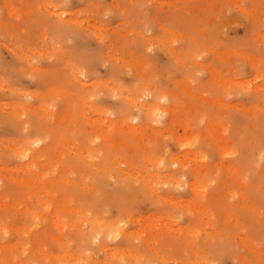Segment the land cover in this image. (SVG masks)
Returning a JSON list of instances; mask_svg holds the SVG:
<instances>
[{
  "label": "rangeland",
  "instance_id": "rangeland-1",
  "mask_svg": "<svg viewBox=\"0 0 264 264\" xmlns=\"http://www.w3.org/2000/svg\"><path fill=\"white\" fill-rule=\"evenodd\" d=\"M50 21L59 30L50 31ZM261 22L264 0H0L2 263L264 264ZM79 52L93 62L77 64ZM210 122L220 124L228 150ZM37 147L36 168L53 159L66 164L70 178L51 186L66 208L83 206L79 225L76 214L62 212L69 226L56 228L52 211L21 181ZM196 202L206 203L210 219ZM86 217L113 222L119 238L94 242L98 225Z\"/></svg>",
  "mask_w": 264,
  "mask_h": 264
},
{
  "label": "bare ground",
  "instance_id": "bare-ground-1",
  "mask_svg": "<svg viewBox=\"0 0 264 264\" xmlns=\"http://www.w3.org/2000/svg\"><path fill=\"white\" fill-rule=\"evenodd\" d=\"M46 4V3H45ZM15 9H13L12 11H14ZM54 13V12H53ZM55 14V13H54ZM56 15H58V16H60V17H62L63 18V16H66L65 15V13H57ZM73 18V17H72ZM68 20V19H67ZM77 22V21H76ZM21 51V50H20ZM256 60V59H255ZM34 67V66H33ZM35 69V68H34ZM39 69V68H38ZM73 70H74V73H75V68H73ZM143 70V69H142ZM141 72V71H140ZM76 73H78V72H76ZM80 75V74H79ZM5 84V83H4ZM149 86V85H148ZM185 86V85H184ZM249 89V88H248ZM188 92V91H187ZM37 94V93H36ZM60 94V93H59ZM61 94H63V92H61ZM39 95V94H38ZM36 100V99H35ZM147 100V99H146ZM148 100H150V99H148ZM83 101V100H82ZM138 101V100H137ZM155 101V100H154ZM87 102V101H86ZM147 102V101H146ZM18 103V102H17ZM91 103V102H90ZM134 103H135V101H134ZM139 103V102H138ZM145 103V102H144ZM148 103V102H147ZM158 103H160L159 101L157 102V104L156 105H158ZM24 104V103H23ZM150 104V102L148 103V105ZM33 105V104H32ZM45 105V104H44ZM95 106V105H94ZM140 106V105H139ZM145 106V105H144ZM143 106V107H144ZM150 106V108L149 107H146V108H149V109H151V108H154V107H156V106H153V107H151L152 105H149ZM12 107V106H11ZM15 107V106H14ZM13 107V108H14ZM28 107V106H27ZM35 106H33L32 108H34ZM43 107V106H42ZM41 107V108H42ZM141 107V109L143 108L142 106H140ZM29 109V108H28ZM36 109H39V108H36ZM92 109V108H91ZM96 110H99L98 108H95ZM154 109H156V108H154ZM147 110V109H146ZM30 111V110H29ZM156 111V110H155ZM100 112V111H99ZM14 114V113H13ZM83 114V113H82ZM81 114V115H82ZM15 115V114H14ZM80 115V114H79ZM84 116V115H83ZM127 116V115H126ZM175 118H176V120H178L179 121V119L178 118H180L179 117V115H177V112H175ZM101 118V117H100ZM124 118V117H123ZM126 118V117H125ZM132 118V117H131ZM65 120H66V118H64ZM133 119V118H132ZM100 120V119H99ZM125 120V119H124ZM129 120V119H128ZM59 121V120H58ZM63 121V120H62ZM116 121V120H115ZM122 121V120H121ZM131 121V120H130ZM126 122H127V120H126ZM181 122V121H180ZM119 123V122H118ZM131 123V122H130ZM217 123H215V122H210V126L214 129V131H216V133H220L221 132V126H220V124H217ZM135 127V126H134ZM51 128V127H50ZM145 128V127H144ZM49 130V129H48ZM144 130V129H143ZM190 129H186L185 130V132L187 131H189ZM104 132V131H103ZM122 132V131H121ZM182 133H184V132H182ZM221 134V133H220ZM184 135H186V133L184 134ZM181 136V135H180ZM27 137V136H26ZM104 137H105V139H108V135L107 134H105L104 135ZM220 137L221 138H223V140L225 141L224 143H225V149L224 148H222L223 150H225L226 151V149L228 150L229 149V145H230V143H229V141H228V139L227 138H225L222 134L220 135ZM36 138H38V137H36ZM61 138V137H60ZM72 138V137H71ZM183 138V137H182ZM32 139V138H31ZM35 139V138H34ZM59 139V138H58ZM57 139V140H58ZM63 139V138H62ZM69 139V138H68ZM37 140V139H36ZM36 140H34V142L36 141ZM60 140V139H59ZM183 140V139H182ZM19 141V140H18ZM63 140H61V142H62ZM189 141V140H188ZM2 142V141H1ZM59 142V141H58ZM60 142V143H61ZM68 143L69 145H71V147H72V145L73 146H75L76 145V141L75 140H66L65 139V141H63V143ZM28 143V142H27ZM66 143V144H67ZM108 143H110V144H112V145H115L114 143L115 142H113L112 140L111 141H108ZM188 143V142H187ZM32 144V143H31ZM67 144V145H68ZM59 146V145H58ZM32 146H29V149L31 148ZM62 146H60V148H61ZM64 147V146H63ZM69 148H70V146H68ZM68 147H66V148H68ZM19 149L17 150V152H18V154H26L25 153V149L23 148V147H18ZM59 148V149H60ZM77 148V147H76ZM37 149V150H36ZM35 150V152H36V154H32L33 156H31V153H28V154H30V156L32 157V160L31 161H29V162H27L25 165H23L22 166V170H24V172L26 173V177L25 178H22L21 179V181H24L27 185H29L31 188V190H32V192H31V194H33V195H36V196H39V198H38V200H39V205L40 206H43V207H45L47 210H50V211H52V214H53V223H54V225H55V227L56 228H59L61 231H64V230H66L67 228H68V226H69V221L67 220V219H65L61 214H62V212H70V213H74V214H76V216H75V221L73 222L74 223V226H76V225H79L78 223H79V220H81V218H82V216H81V212L83 211L82 210V205H80V206H82V207H80L79 205H73V203H71V206L69 207V208H66L65 207V205L63 204V202H60L58 199H56V197L53 195V188H52V186L51 185H59L60 184V181L61 180H67V177H69V176H67L66 177V175H65V172L67 171L66 170V164H62V168H61V165H60V163L57 161V160H55L54 161V159H53V161H44V162H41V167H42V171L40 170V169H38V168H36V165H35V162H34V160L35 159H37V160H39V165H40V161H42L41 160V158L43 157V152H42V150H40V149H38V147L36 148ZM33 151V150H32ZM57 151H58V149H57ZM62 152H64V151H62ZM33 153V152H32ZM65 153V152H64ZM63 154V153H62ZM61 155V154H60ZM79 156H82L81 154L79 155ZM197 156V155H196ZM29 157V156H28ZM30 157V158H31ZM63 157L64 156H60V158L61 159H63ZM80 158V157H79ZM146 158V157H145ZM82 159V158H81ZM52 160V159H51ZM196 160V159H195ZM197 161V160H196ZM62 163V162H61ZM200 164H202V163H200ZM72 166V165H71ZM198 166H201V165H198ZM197 166V167H198ZM11 168V167H10ZM199 168V167H198ZM201 168V167H200ZM228 171H230L231 173H232V175H234L235 176V178L236 179H242V175H241V172H240V170L238 169V167H235V165L234 164H229L228 165ZM68 169V168H67ZM66 170V171H65ZM200 170V169H199ZM47 171H49V172H53V173H56L57 175H58V177L59 178H55V177H51V175H50V177L48 176L49 174H48V172ZM72 171V170H71ZM202 172H204L203 170H202ZM199 173H200V171H199ZM56 175V176H57ZM54 176V175H53ZM17 177V176H16ZM12 178V177H11ZM70 178V177H69ZM20 179V178H19ZM19 179H18V181H19ZM245 179V178H244ZM17 180V179H16ZM238 181V180H237ZM23 182V183H24ZM71 182H73V181H71ZM78 182V181H77ZM239 182V181H238ZM241 182V181H240ZM239 182V183H240ZM66 184V183H65ZM89 185V184H88ZM244 185V184H243ZM86 186V185H85ZM88 187V186H87ZM193 189H194V191L196 192V193H199V186L196 184V183H194L193 184ZM62 188V187H61ZM29 189V190H30ZM202 190V189H201ZM204 191V190H203ZM41 192H44L45 193V195L47 196V197H50V199H43V198H40V193ZM27 193V192H26ZM25 193V194H26ZM58 193V192H57ZM241 193H244V192H241ZM240 194V193H239ZM207 195H209V194H207ZM203 197H204V193H203V195H202ZM240 196H242V195H240ZM26 197H27V195H26ZM42 197V196H41ZM44 197V196H43ZM69 197V196H68ZM6 201V200H5ZM5 201H2V206L3 205H5V207L7 206H10V204H9V201H8V199H7V201L8 202H5ZM70 202H72V198H70V200H69ZM199 201H202L201 199L199 200ZM11 202V201H10ZM206 204V203H205ZM204 204V202H200V203H197L196 202V204H193V206L192 207H195V209H197L199 212H201V214H203V216L204 217H208L209 219H210V217H211V213H209V211H208V209H207V206ZM1 205V204H0ZM15 205H17V204H15ZM246 205V204H245ZM24 206V205H23ZM191 206V205H190ZM19 209V208H18ZM28 210H27V213L29 214V215H32V214H36L37 215V210H36V208L34 209V208H30V207H28L27 208ZM194 209V208H193ZM194 209V210H195ZM196 210V211H197ZM41 211V210H40ZM39 215H41V214H39ZM92 216V215H91ZM93 216H95L94 214H93ZM50 219H51V217H50ZM108 219V218H107ZM86 223H89V224H93V223H97V225H98V227H97V229L95 230V232L93 231V233H92V238L93 237H95L96 236V234L97 233H99V237L100 236H107V235H109L110 233H113V231H114V229L115 228H119L118 226H116L113 222H107V223H105V221H100V220H98L97 218L95 219V218H93V220L91 219V218H88V217H86ZM34 222H38V220H37V218L35 219V221ZM206 222H208L207 220H206ZM72 223V224H73ZM116 223V222H115ZM10 224V223H9ZM8 226L6 225V226H4V228H7ZM10 227H12V226H10ZM127 228V227H126ZM24 230V229H23ZM79 230V229H78ZM21 231V230H20ZM31 231V230H30ZM187 231H189L188 229H187ZM189 233V232H188ZM208 234V233H207ZM252 244V243H251ZM254 244V243H253ZM13 246L14 247H16V246H18V243L16 242V243H14L13 244ZM252 246V245H251ZM63 247V246H62ZM12 248V247H11ZM193 249V248H192ZM73 250V249H72ZM41 253H43V254H45V255H47V252L46 251H44V250H39ZM198 251V250H197ZM117 252V251H116ZM66 253H69V250H66ZM75 254V253H74ZM64 255V254H63ZM3 259V258H2ZM2 259L0 258V264H3L2 263ZM15 261H17V257L15 256V255H13V262H15ZM22 264H27L26 262H21ZM20 263V264H21ZM258 263V262H257ZM15 264H17L16 262H15Z\"/></svg>",
  "mask_w": 264,
  "mask_h": 264
},
{
  "label": "snow or ice",
  "instance_id": "snow-or-ice-1",
  "mask_svg": "<svg viewBox=\"0 0 264 264\" xmlns=\"http://www.w3.org/2000/svg\"><path fill=\"white\" fill-rule=\"evenodd\" d=\"M141 7H145V6H141ZM226 7H228L229 12L232 13L233 15H236L238 18H246V19L249 20V23L251 22L250 21V17H246L245 14L240 11L239 6L234 7V6H231V5H227ZM60 27L61 26H59L58 24H56L55 21H50V23H49V29H50V31L59 30ZM260 30H261V32H264V22H261V24H260ZM54 43H55V41H54ZM173 43H176L178 46H182V45H184L186 43V41H183V40H174ZM240 46L241 47H246V45H244L243 42H241V45ZM57 47H59V45H57ZM148 51L151 52L152 49L149 48ZM261 56H264V45H262ZM64 58L67 59L68 57L65 56ZM73 59H75V61H76L77 64H85V65H88V64H91L93 62V55L91 53H88V52H79V53H74L73 54ZM262 67H264V65H262ZM80 75L83 76L84 73L81 72ZM47 81H48V83H51V84H57V79L54 76H49L47 78ZM46 88H47V84L45 85V89ZM145 95L147 96V95H151V94L150 93H146ZM141 100H144V97H141ZM161 100L163 102H167L168 98L166 96H162L161 97ZM156 115L162 116L163 113H161L159 111V109H157ZM262 119H264V116H262ZM35 143L36 144H40L41 141L39 139H37L35 141ZM205 159H207V157H205ZM260 159H261L262 162H264V150L261 151ZM160 163L163 164V161H160ZM165 187H167V185H165ZM262 208H264V205H262ZM261 216H262V218H264V211H262ZM120 226L121 227L123 226L122 223H121ZM5 232H6V230H5ZM114 236L117 239L119 238L120 233H119V230L118 229L114 233H110L109 236H108V239L111 240V239H113ZM98 239H99V233H97L96 236L93 237L94 242L96 240H98ZM223 240H224V238L222 237L221 238V242H223ZM260 246L262 248H264V235H262V237H261ZM81 264H83V262H81ZM133 264H159V262H157V261H151V260L139 259L137 261H134ZM211 264H216V262L215 261H212Z\"/></svg>",
  "mask_w": 264,
  "mask_h": 264
}]
</instances>
